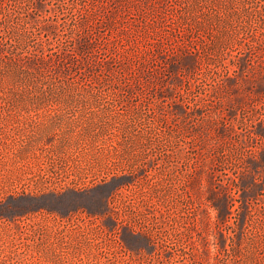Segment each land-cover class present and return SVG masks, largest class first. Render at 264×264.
I'll return each mask as SVG.
<instances>
[{
  "label": "rangeland",
  "instance_id": "obj_1",
  "mask_svg": "<svg viewBox=\"0 0 264 264\" xmlns=\"http://www.w3.org/2000/svg\"><path fill=\"white\" fill-rule=\"evenodd\" d=\"M0 264H264V0H0Z\"/></svg>",
  "mask_w": 264,
  "mask_h": 264
},
{
  "label": "trees",
  "instance_id": "obj_2",
  "mask_svg": "<svg viewBox=\"0 0 264 264\" xmlns=\"http://www.w3.org/2000/svg\"><path fill=\"white\" fill-rule=\"evenodd\" d=\"M205 3L207 5H212L214 7H222V5H224V3H227V0H205ZM41 7H42L41 4L37 3V8L40 9ZM97 16H98V14H96L95 17H92L90 22H85L86 19H87V21L90 19V15H88L84 20L77 22L71 31L76 32L78 35L81 34V31L84 30L85 27H89L90 30L92 31L94 28V21L96 20ZM92 20H93V22H92ZM51 26L52 25L49 26V24H48V25H38L37 27H38L40 32H43L46 34H52ZM74 38H73V41H74L73 47H74V50L77 52L84 51L91 44V42L89 40H87V41L86 40L82 41V39H75L74 40ZM44 41H45L44 38L39 39L40 43L36 44V46H34L33 49H35V48L38 49V45L42 46ZM17 54H18L17 57H19V59L22 61L24 58H20L21 57L20 54L19 53H17ZM60 54H61V52L59 51L58 58L62 59L63 57H61ZM36 57L37 58L35 59V61L32 62L33 66L31 65L30 67H27L30 70L42 71V72L45 71L46 72L49 68H54L57 65V64L55 65L54 60L46 58V56L43 53L39 54ZM63 69H64V67H63ZM85 69H84V71H85ZM105 70L108 71V69L106 67H105ZM59 72H61V71H59ZM65 74H67V72H65ZM229 198H230V194H229V192L228 193L226 192V193L220 194V196L217 197L216 200L213 201V203H214L213 208L216 211V221L218 223L229 222V218H231L233 215V212H232L233 210L231 209V202H230Z\"/></svg>",
  "mask_w": 264,
  "mask_h": 264
}]
</instances>
